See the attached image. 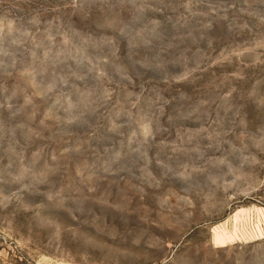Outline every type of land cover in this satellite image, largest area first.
Segmentation results:
<instances>
[{
  "label": "rangeland",
  "instance_id": "1",
  "mask_svg": "<svg viewBox=\"0 0 264 264\" xmlns=\"http://www.w3.org/2000/svg\"><path fill=\"white\" fill-rule=\"evenodd\" d=\"M0 264H264V0H0Z\"/></svg>",
  "mask_w": 264,
  "mask_h": 264
}]
</instances>
